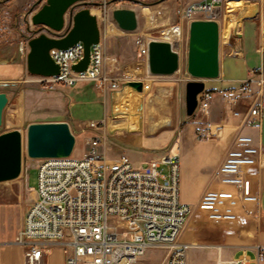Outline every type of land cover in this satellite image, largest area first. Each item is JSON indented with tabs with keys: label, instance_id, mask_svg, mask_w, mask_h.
Returning <instances> with one entry per match:
<instances>
[{
	"label": "built area",
	"instance_id": "built-area-1",
	"mask_svg": "<svg viewBox=\"0 0 264 264\" xmlns=\"http://www.w3.org/2000/svg\"><path fill=\"white\" fill-rule=\"evenodd\" d=\"M223 1L194 3L181 20L192 19L196 11L203 12L205 19H216ZM178 27L176 38L163 36V39L171 43L180 61L183 39L182 27ZM48 34L53 33L48 31ZM105 37L101 32L100 42L91 46L90 62L84 72L72 68L84 57L85 47L78 42L64 50H50L59 66L58 75L34 77L46 90H54L57 85L74 87L80 82H94L100 96L107 90H118L121 79L113 75L117 71L116 58L110 70L106 69ZM149 41L137 40L139 53L145 60H148ZM19 50L28 53V40L20 42ZM139 81L143 91L153 89V78ZM212 95L205 87L198 95L193 114L199 123L196 134L201 140L220 137L225 128L224 122L212 123L206 119ZM224 95L232 105L243 101L245 111L233 112L234 116L242 117V126L259 127L264 108V66L249 70L248 77ZM101 123L90 121L96 134L86 138L82 156L72 153L68 157L39 159L37 186L27 183L35 197L14 238L23 247L27 264H39L53 245L63 249L65 264H132L152 248L168 250L166 264H188L186 252L190 245L180 242L179 237L195 209L214 221H234L238 217L237 209L244 203H259L252 191L250 168L264 167V150L251 134L240 132L234 137L215 173L222 188L206 191L196 205H190L180 198L177 153L151 159L141 166H135L126 155L108 158L100 149L107 138L105 132H99ZM246 212L255 214L252 209Z\"/></svg>",
	"mask_w": 264,
	"mask_h": 264
},
{
	"label": "rangeland",
	"instance_id": "rangeland-1",
	"mask_svg": "<svg viewBox=\"0 0 264 264\" xmlns=\"http://www.w3.org/2000/svg\"><path fill=\"white\" fill-rule=\"evenodd\" d=\"M200 1L203 0H96L95 3L87 4L85 7H88L92 14L96 15L94 12L100 11L96 17L102 34L106 35L103 40L107 57L106 69L110 70L114 63L113 59L116 58L117 71L113 75L119 76L121 87L113 92L107 90L104 94L114 97L111 106L81 104L70 106L71 96L77 99L75 92L82 86L83 89L90 90L92 98L97 96L98 99L103 100V96H95L97 88L94 82H80L74 87L57 85L55 89L60 86L66 92L68 104L67 106H49L44 102L49 100L48 94L51 90L44 89L37 77L33 76L32 84L37 92L32 93L31 97L37 103L36 106H31L30 119L46 120L60 115L61 112L65 113V119H67L65 121L69 123L76 138L73 156H82L86 149V138L96 134L95 129L90 126V121L95 120L102 122L100 126L102 131L99 132L106 133L107 138L100 149L107 154L108 158L114 159L125 155L129 150H134L139 156H148L152 159L161 158L172 152L177 153L180 158V173H183V170H190V153L187 146H181L182 138L189 135L199 144L209 140L218 142L222 138L220 132V137L212 136L210 139L201 140L197 137L196 129L194 132L187 130L188 124L194 118L187 116L185 107V85L194 79L187 72L189 24L192 20L205 19V14L196 11L190 20L186 18L181 20V17L186 14L190 5ZM82 8L84 6L78 5L75 11ZM116 8L135 9L138 17V28L135 32H123L111 26V23H114L112 11ZM214 20H217L220 25V47L223 48L221 59L226 53L225 45L231 29L244 22L247 23V37L253 38L255 35L259 43L264 44L262 41L264 0H224L218 11V17ZM14 22L13 15L4 14L0 10V27L4 32L0 31L4 34L6 41L18 42L23 35L29 38L43 29L33 27L35 31L24 29L18 32L12 29L11 25ZM178 25L182 27L183 39L179 71L168 76H151L147 60L139 53L138 38L164 40L163 31ZM226 30H228L227 33ZM113 38H116V41H113ZM232 61L230 58L225 61L227 73L238 70ZM149 77L155 80L150 92L130 87L129 82ZM218 80V78L205 80L206 88L220 90L228 86L227 83ZM104 109L105 119L101 120ZM71 115L79 120L72 119ZM213 129L215 131V128ZM25 132L26 129L23 134ZM38 164L39 159L29 158L24 147L21 175L15 180L0 182V241L14 240L20 228L22 219L35 197L27 183L32 187L37 186ZM223 225L231 226V229L235 230L238 223L212 221L205 212L195 209L179 241L189 245H203L211 242L223 244L228 233ZM187 254L191 264H218L216 248L211 246L192 247ZM167 255V249L152 248L132 264H166Z\"/></svg>",
	"mask_w": 264,
	"mask_h": 264
},
{
	"label": "crops",
	"instance_id": "crops-1",
	"mask_svg": "<svg viewBox=\"0 0 264 264\" xmlns=\"http://www.w3.org/2000/svg\"><path fill=\"white\" fill-rule=\"evenodd\" d=\"M44 2L45 0H0V10L4 14L14 16L15 22L11 25L13 30L18 32L24 29L32 31L33 26L28 23L29 18L37 12ZM66 17L67 15H65ZM246 25L247 23L244 22L231 29L225 45L226 53L222 59L223 48L220 47L221 73L218 81L225 82L228 86L220 90L208 89L213 95L207 120L212 123H225V128L221 132V140L218 142L209 140L199 144L189 135L181 140V146L185 145L189 149L191 164L189 171L183 170V173L181 172L180 198L182 202L190 205H196L206 191L222 188V185L215 177V173L225 158L227 151L232 147L236 134L240 132L251 134L264 150V108L262 122L259 127L242 126V117L234 116L233 112L245 111L246 107L243 101L232 105L224 97L226 92L237 88L248 77L249 70L261 65L264 66V46L259 43L255 35L253 38L247 37ZM111 26L118 28L115 23H111ZM0 30L4 32L2 27H0ZM1 31L0 92L7 94L8 104L4 109L0 133L13 129H18L23 133L28 124L32 122L67 120L65 119L66 114L63 112L46 120L30 119L31 106H36L35 104L37 103L31 97V94L37 92V90L32 84L33 76L27 70V54L25 55L19 50L20 42L28 40V38L23 35L18 42L6 41ZM113 41H116V38H113ZM227 58L233 60L232 64L237 66V71L227 73L225 68ZM130 87L137 89L133 85H130ZM48 95L49 100L44 102L46 105L67 106V94L60 86L51 90ZM75 95L77 99L71 96L70 106H77L78 104L111 106L114 100L113 96L106 95L103 96V100L98 99L96 96L98 95L97 92L95 93L96 98H92L90 90L83 89V86L81 89L76 90ZM74 99L76 101H73ZM105 115L104 109V115L101 120L105 119ZM193 117V120L188 124V132H194L199 125L196 116ZM72 119L79 120L74 116H72ZM125 155L128 156L135 166H141L152 159L148 156H139L134 150H129ZM250 173L252 175V191L258 196L259 203L257 205L244 203L243 206L237 209L238 217L234 221H218L221 223H238L235 230H232L231 226L223 225L228 231L226 241L223 244L212 242L203 245L192 244L188 247V250L196 246L214 247L216 248V263L218 264H230L231 262L237 264H264V167H252L250 168ZM246 209L254 210L255 214H248ZM260 254H262V258ZM187 255L186 252L187 262L191 264ZM0 264H27L23 247L16 244L13 239L0 241ZM39 264H65L63 249L58 245L50 246Z\"/></svg>",
	"mask_w": 264,
	"mask_h": 264
},
{
	"label": "water",
	"instance_id": "water-1",
	"mask_svg": "<svg viewBox=\"0 0 264 264\" xmlns=\"http://www.w3.org/2000/svg\"><path fill=\"white\" fill-rule=\"evenodd\" d=\"M95 1L45 0L30 16L29 24L43 28L28 38L27 70L32 76L58 75L59 66L53 61L50 50H64L78 42L85 47L84 57L72 68L76 72L87 69L91 46L98 44L101 37L96 15L85 7ZM78 5L84 8L75 11ZM65 15H68L67 19ZM112 19L123 32H135L138 28L135 9L116 8L112 11ZM48 31L53 34H47ZM147 62L149 73L160 76L176 73L180 64L179 54L172 49L171 43L155 39L148 42ZM187 72L194 79L185 85V107L187 116H193L198 95L206 87L205 80L220 77V25L217 20L196 19L190 22ZM129 83L138 90L142 89L141 81ZM7 104V94L0 92V127ZM75 144V135L66 121L32 122L25 134L18 129L0 133V182L15 180L21 175L24 147L29 158L43 159L68 157L72 155Z\"/></svg>",
	"mask_w": 264,
	"mask_h": 264
},
{
	"label": "bare ground",
	"instance_id": "bare-ground-1",
	"mask_svg": "<svg viewBox=\"0 0 264 264\" xmlns=\"http://www.w3.org/2000/svg\"><path fill=\"white\" fill-rule=\"evenodd\" d=\"M232 3H230V6L232 7V5H231ZM230 6H228V8L229 9H232V8H230ZM99 10H96L94 13L97 15V14H99ZM110 31H111V29H110ZM179 31H180V29H179V27L178 26H172V27H169V28H167V29H165L164 31H163V36L164 37H166V38H176L178 35H179ZM227 31L228 30H226V33H227ZM112 32V31H111ZM262 41L264 42V34H263V37H262ZM18 110V109H17ZM20 113V112H19ZM19 115V114H18ZM19 117H20V115H19ZM223 131V130H222ZM221 131V132H222ZM6 182V181H5ZM195 245V244H194Z\"/></svg>",
	"mask_w": 264,
	"mask_h": 264
}]
</instances>
